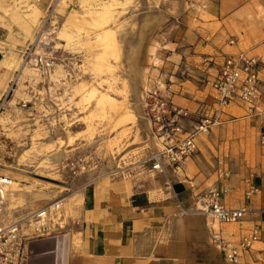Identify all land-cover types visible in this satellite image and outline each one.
Returning <instances> with one entry per match:
<instances>
[{
	"label": "rangeland",
	"instance_id": "1",
	"mask_svg": "<svg viewBox=\"0 0 264 264\" xmlns=\"http://www.w3.org/2000/svg\"><path fill=\"white\" fill-rule=\"evenodd\" d=\"M56 2L42 7L35 0H0V60H10L0 61V174L9 172L24 191L5 219L55 201L60 207L49 216L62 227L75 215L69 213V200L91 180L122 177L135 188L161 187L157 171L153 179L148 176L146 157L158 145L147 125L145 90L158 88L191 110L206 101L208 114H214L210 103L216 92L208 79L215 74L218 53L232 49H214L218 40L211 42L199 22L210 0H66L61 10ZM32 5L41 12L25 35L15 12ZM257 7L264 20V0ZM72 8L85 16L76 27L80 40L44 45L41 54L49 65L34 61L36 70H28L33 66L29 60L42 49L35 40L40 22L50 10L48 29L56 28ZM109 27L115 34L112 48L106 44L109 37L102 38ZM232 37L225 36L223 43L231 44ZM31 45L33 54H25ZM247 51L264 65V54ZM105 93L121 107L104 105ZM221 108L196 152L204 153L206 171L216 178L219 169H228L231 176L255 164L264 150L259 116H246L245 106L235 101Z\"/></svg>",
	"mask_w": 264,
	"mask_h": 264
},
{
	"label": "crops",
	"instance_id": "2",
	"mask_svg": "<svg viewBox=\"0 0 264 264\" xmlns=\"http://www.w3.org/2000/svg\"><path fill=\"white\" fill-rule=\"evenodd\" d=\"M48 1L35 0L42 7ZM257 6L258 0H210L203 11L205 19L199 22L206 25L211 42L218 40L214 49L222 51L228 46L232 51L243 48L264 54V48L258 50L264 45V20ZM225 36L238 37L241 42L224 44ZM260 76L264 79V65ZM203 155L198 152L184 161L181 173L170 166L157 172L162 185L154 189L135 188L122 177L103 176L87 182L68 202L74 217L62 227L55 224L49 232L30 238L26 264H230L213 242L212 231L237 242L254 222L262 226L261 239L243 253L240 262L264 264V150L255 164L232 171L229 191L221 197L226 206H247L241 223L216 221L196 209L198 196L221 184L206 171ZM152 172L148 176L153 179Z\"/></svg>",
	"mask_w": 264,
	"mask_h": 264
},
{
	"label": "built area",
	"instance_id": "3",
	"mask_svg": "<svg viewBox=\"0 0 264 264\" xmlns=\"http://www.w3.org/2000/svg\"><path fill=\"white\" fill-rule=\"evenodd\" d=\"M51 20L49 10L40 22L35 40L39 39L41 32L47 30ZM228 41L231 44L241 42L238 37L229 38ZM34 50L31 45L26 48L25 54H33ZM218 54L222 55L216 62L215 74L208 79V83L216 92L210 103L211 110H215L214 114H208L206 109L209 106L206 101H202L197 108L191 110L176 104L158 88L145 90L144 111L151 133L158 145L146 157L149 167L154 171L164 172L166 166L179 171L184 161L199 150V136L210 132L211 126L219 120L221 107L232 101L245 106V115L259 116L261 123L259 139L264 144V104H262L264 103L262 100L264 99V79L260 76L262 61L243 48ZM35 57L40 66L49 65L46 56L35 54ZM229 178L228 169H219L218 179L221 180V184L212 185L204 190L196 200V209L209 214L216 221L241 223L244 220V214L248 211L247 206L230 207L221 201L222 195L229 191ZM10 181L9 175L0 174V216L5 206L6 190ZM165 184L168 188L171 187L169 179L165 180ZM181 211L186 210L181 209ZM48 212L49 205L31 213V218L38 223V228L32 233H24L18 220L9 223L0 221V264H26L29 254L28 242L33 235L45 233V231L40 232V219ZM261 229L259 222L252 223L242 232L237 242L224 237L218 230L212 231L211 238L223 251L226 261L230 264H241L243 253L250 251L254 243L261 239Z\"/></svg>",
	"mask_w": 264,
	"mask_h": 264
},
{
	"label": "bare ground",
	"instance_id": "4",
	"mask_svg": "<svg viewBox=\"0 0 264 264\" xmlns=\"http://www.w3.org/2000/svg\"><path fill=\"white\" fill-rule=\"evenodd\" d=\"M65 2H66V0H57L56 4L58 5L59 10H61L64 7ZM10 7H12V6L10 5ZM21 11L23 14L19 12V9H18V12H15L16 18H17V21H18V19L22 20L23 32L26 35V34H29L31 32V29H32L37 17L39 16L40 11L36 7L32 8L31 10L21 9ZM12 12H13V10H12ZM64 12H66V13H64L65 18H64L63 22L58 27H56V28L54 27L51 29L47 28L46 31L41 32V35L39 36L40 38L38 39L37 45H38V47H40L42 49H38L40 51L37 50L36 54L44 53L43 46L48 45L52 41L56 42V44H61L60 40H64L65 43H62V45H71L72 43L80 40L78 29H76V27L79 24L80 19H85V16L81 12H78L76 9H73V8L68 10V11H64ZM12 14H14V13H12ZM14 20H16V19H14ZM18 24H19V22H18ZM79 26H80V24H79ZM110 30H111L110 27L107 28V31L102 35V38H103V36L105 38L109 37L108 38L109 40L107 39L109 42L106 41L107 42L106 44L108 47L112 48L111 46H113V43H112L111 35L113 34V32L110 35V33H111ZM113 35L115 36V34H113ZM99 37L101 38V35ZM87 40H88V38H85V39H83L82 42L85 43ZM116 52H118V51H116ZM116 54H118V53H116ZM115 58H117V57H115ZM34 61H37V59L31 58L29 60V62H31L32 65L34 64L33 63ZM21 65H22V63H21ZM28 68H29L28 70H31V71L36 70V67L34 65L31 67H28ZM101 98H102V103L103 104L105 103L104 105H108L109 108L111 107L112 109L113 108L116 109V108L121 107V104L117 103L118 102L117 99L114 96H112L111 94L105 93L102 95ZM129 112H131V111H129ZM147 125H149L148 119H147ZM151 138L153 141L155 140V142H156V139L154 138V136H152ZM149 170L154 171L150 167H149ZM4 173L7 175L10 174L9 172H4ZM11 179H12V177H11ZM23 194H24V191L21 189V187H19L17 185V181L11 180L10 184L8 185V190H6V202H5L4 208L1 212L0 221L2 223H9V222L18 220L21 224V228H22V231L24 233H32L33 231H35L36 228H38V226H37L38 223L34 222V220L31 218V213L34 210L29 212V213H25L19 217L13 216L12 218L9 217V218L5 219V215L9 216L13 213V211L15 210V207L17 206V203L20 202V199H22ZM54 204H55V201H53V202H51L45 206L40 207V209H42V208L49 205V212L43 218L40 219V231L46 230L45 232H48L49 229H52L55 226L56 221L49 216L50 215L49 213L52 210L54 211V210L58 209L60 207V204H58V205H57V203H56V205H54Z\"/></svg>",
	"mask_w": 264,
	"mask_h": 264
}]
</instances>
